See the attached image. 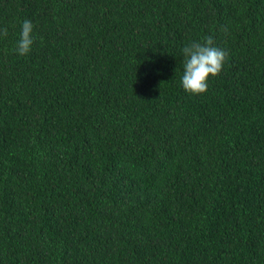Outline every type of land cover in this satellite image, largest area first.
<instances>
[{
  "label": "trees",
  "instance_id": "16d2710c",
  "mask_svg": "<svg viewBox=\"0 0 264 264\" xmlns=\"http://www.w3.org/2000/svg\"><path fill=\"white\" fill-rule=\"evenodd\" d=\"M4 28L0 264H264V0H0Z\"/></svg>",
  "mask_w": 264,
  "mask_h": 264
},
{
  "label": "clouds",
  "instance_id": "9594fccd",
  "mask_svg": "<svg viewBox=\"0 0 264 264\" xmlns=\"http://www.w3.org/2000/svg\"><path fill=\"white\" fill-rule=\"evenodd\" d=\"M33 24L29 20L22 23L20 38L14 49L19 56H25L31 51L33 44ZM0 34L7 36V28L0 29ZM183 74L181 86L193 96L204 94L208 88L209 78L216 77L223 69L228 53L214 46L211 36L205 37L203 43L193 41L182 48Z\"/></svg>",
  "mask_w": 264,
  "mask_h": 264
}]
</instances>
